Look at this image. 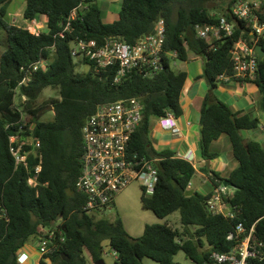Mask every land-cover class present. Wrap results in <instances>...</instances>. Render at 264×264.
Instances as JSON below:
<instances>
[{
	"label": "trees",
	"instance_id": "1",
	"mask_svg": "<svg viewBox=\"0 0 264 264\" xmlns=\"http://www.w3.org/2000/svg\"><path fill=\"white\" fill-rule=\"evenodd\" d=\"M11 1L0 0V46L5 48L0 55V208L9 217H0V264H19L18 251L26 244L33 245L34 238L40 241L47 230L55 228L63 232L65 240L60 241L59 235L54 238L58 249L44 256L40 264H85V249L96 262L104 264L105 240L121 264H146L145 258L158 264H175L180 250L195 263L206 264L211 252H228L235 246L236 242L227 236L238 222L247 227L255 224L263 236L264 143L255 138L246 140L243 135V130L258 128L261 121L250 113L234 112L214 93L219 76L234 72L230 49L241 35V24L233 37L219 40L200 38L196 32L197 25L218 22L220 15L228 16L235 0H122L118 17L111 23L104 22L97 0H24V16L41 18L47 25L40 35L9 19ZM81 2L88 8L79 10L73 32L61 37L58 34L62 22ZM213 3L215 6L210 7ZM160 18L166 21L168 51H178L180 61L188 60L191 53L205 58L203 77L210 89L201 109V154L208 160L216 158L219 153L213 151L212 144L225 133L239 165L228 177L207 165L202 169L214 186L228 179L237 187L228 198L234 218L209 209L207 201L213 190L202 193L194 189L193 194H186L189 182L197 174L194 165L173 150H157L150 140L152 118H161L168 111L181 115L180 98L187 72L172 67L167 58L164 69L152 78L133 71L115 83V67L97 71L93 61L71 53V40L76 36L95 39L99 45L112 36L135 43L153 32ZM245 36L251 38L250 33ZM43 58L51 60L49 67L35 71L30 82L19 86L24 75L22 66ZM74 58L89 64L90 70L76 72ZM254 82L259 87L264 111V59L259 62ZM17 87L18 105L26 116L24 134L41 143L38 154L31 151L29 165L18 167L9 147V136L22 119V112L14 106ZM46 88L58 91V96L41 103L39 99ZM129 97H139L144 103L143 121L132 137V151L160 158L156 163L155 192L147 196L142 187V204L161 218L180 213V227L169 222L147 224L144 233L137 237L130 235L121 217L111 219L105 214L87 212L86 194L77 187L82 168V129L87 118L99 104ZM46 105L52 106V119H41ZM40 160L42 169L36 173ZM30 177L36 178L37 185L29 184Z\"/></svg>",
	"mask_w": 264,
	"mask_h": 264
},
{
	"label": "built area",
	"instance_id": "2",
	"mask_svg": "<svg viewBox=\"0 0 264 264\" xmlns=\"http://www.w3.org/2000/svg\"><path fill=\"white\" fill-rule=\"evenodd\" d=\"M86 8L88 5L84 2L75 7L62 22V30L58 35L64 38L71 34L73 21L79 17V10ZM227 14L228 16L220 15L218 22L197 25V36L207 40L233 37L241 24V35L230 49L234 72L221 74L219 80L254 82L258 76L260 62L256 47L261 44L264 48V0H235ZM23 20L22 27L35 35H40L47 29L46 23L38 18L28 19L23 16ZM12 22L17 23L15 19ZM247 33H250L251 38L245 36ZM166 39V21L160 18L154 31L141 36L135 43L112 36L104 44L99 45L95 39L76 36L71 40V53L74 57L93 61L97 71L101 68L115 67L114 82L120 83L133 71H138L145 78L154 77L164 69L167 58L172 67H176L179 53L165 48ZM50 62L49 58H43L28 66H22L24 75L19 86L30 82L35 71L47 69ZM18 90V87L15 88L14 106L22 112V119L18 123L20 124L18 129L9 136L10 152L14 156L16 167L28 166L31 151L35 150L38 154L37 150L41 145L39 139L24 134L26 116L17 102ZM25 100L26 96H23V101ZM143 114L144 103L141 98L129 97L99 104L95 112L87 118L82 129V168L77 180L78 189L86 194L84 209L87 212L105 214L104 210L114 205L117 194L134 181L142 180L145 195H152L155 192L158 181L156 163L160 158L140 156L131 149L132 137L142 124ZM160 121L174 133H179L180 129L173 112L168 111ZM177 156L190 161L198 171L191 153H178ZM41 162L40 160L36 166V173L42 169ZM28 182L37 185L35 177H30ZM191 186L192 181L189 182L188 189ZM229 187L224 182L214 186L207 203L213 213L234 218L235 211L228 200L234 192L230 191ZM0 217L9 220L4 208H0ZM262 234L263 236L258 233L255 224L247 227L243 222H238L227 236L228 240L236 242L235 246L228 252H211L206 264H260L264 260V232ZM57 236L60 241L65 240L63 232L55 228L47 230L46 236L39 241L41 259L58 249L57 244L53 242ZM24 247L18 251L19 264L24 263L26 256ZM114 255L117 257L116 251Z\"/></svg>",
	"mask_w": 264,
	"mask_h": 264
},
{
	"label": "crops",
	"instance_id": "3",
	"mask_svg": "<svg viewBox=\"0 0 264 264\" xmlns=\"http://www.w3.org/2000/svg\"><path fill=\"white\" fill-rule=\"evenodd\" d=\"M204 66L205 58L193 53L188 60L178 61L177 69L187 72V79L180 98L182 113L175 116L180 131L174 133L171 128L161 123L160 118H152L149 136L152 145L157 150L170 149L177 154L191 153L198 169L197 174L205 178L204 186H199L197 190L202 193H209L213 190L214 184L210 175L203 171V166L207 165L212 170L219 172L222 177H228L238 167L239 162L233 155L230 138L225 133L212 144L213 151L219 153L216 158L209 160L208 163V159L203 158L201 154L199 144L202 129L201 109L204 98L210 89L203 77ZM214 93L220 100L226 102L234 112L242 111L258 117L261 121L258 127L260 131L246 129L243 130V135L246 140L255 138L264 143V111L260 106L261 93L258 85L251 81H221ZM191 187H194L193 181ZM24 252L26 256L23 264H39L41 255L38 247L26 244Z\"/></svg>",
	"mask_w": 264,
	"mask_h": 264
},
{
	"label": "rangeland",
	"instance_id": "4",
	"mask_svg": "<svg viewBox=\"0 0 264 264\" xmlns=\"http://www.w3.org/2000/svg\"><path fill=\"white\" fill-rule=\"evenodd\" d=\"M98 4L103 10V20L106 23L113 22L121 8L122 0H98ZM26 2L24 0H12L9 4V19L18 23H15L18 26H22L24 23V9ZM215 6V5H213ZM39 20H42L39 18ZM3 30V29H2ZM5 48L0 46V55L4 52ZM75 71L78 73H85L90 70V65L80 61V58H74ZM177 69V67H175ZM58 96V91L52 88H46L40 96V102L44 103L51 97ZM17 102L18 97H17ZM41 119H52L53 118V109L51 105H46L41 111ZM260 131L259 128L251 129ZM194 182L193 189H199V186H204L205 178L199 174H196L192 179ZM230 191H234L232 186L229 187ZM142 180L134 181L129 186H127L123 191L117 194L115 198V205L104 210L105 215L111 219L121 217L125 226L132 236H141L144 233L145 226L147 224L154 223H166L169 222L173 226L180 227V213L179 211L174 212L166 218L158 217L152 210L146 209L142 204ZM38 238H34L33 245L38 247ZM113 248L109 245L108 240L104 242V252H103V261L104 264H121L117 262V257L114 255ZM84 255L87 259L85 264H97L93 259L91 252L88 249L84 250ZM146 264H158L150 258L144 259ZM175 264H197L190 257L186 255L183 250H180L175 256Z\"/></svg>",
	"mask_w": 264,
	"mask_h": 264
},
{
	"label": "water",
	"instance_id": "5",
	"mask_svg": "<svg viewBox=\"0 0 264 264\" xmlns=\"http://www.w3.org/2000/svg\"><path fill=\"white\" fill-rule=\"evenodd\" d=\"M213 5H215V4H214V3L211 4L210 7H213ZM256 50H257V52H258L259 59L261 60V59L264 57V48H263V46H262L261 44H258L257 47H256ZM51 107H52V106H51ZM209 162H210V161L208 160V163H209ZM224 184H225V185L232 186V187H234V188H237V187H236V186H235L230 180H228V179L224 180ZM194 192H195L194 189H188V190L186 191V194L191 195V194H193ZM65 260H69V258L66 257ZM97 264H103V263H102V262H97Z\"/></svg>",
	"mask_w": 264,
	"mask_h": 264
},
{
	"label": "clouds",
	"instance_id": "6",
	"mask_svg": "<svg viewBox=\"0 0 264 264\" xmlns=\"http://www.w3.org/2000/svg\"><path fill=\"white\" fill-rule=\"evenodd\" d=\"M224 182V181H223Z\"/></svg>",
	"mask_w": 264,
	"mask_h": 264
}]
</instances>
